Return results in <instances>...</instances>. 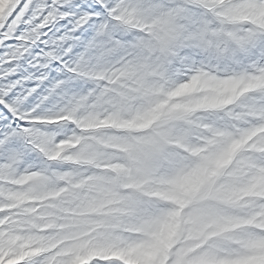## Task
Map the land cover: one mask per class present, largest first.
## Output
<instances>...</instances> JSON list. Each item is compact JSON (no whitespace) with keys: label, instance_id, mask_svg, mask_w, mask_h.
<instances>
[{"label":"rangeland","instance_id":"rangeland-1","mask_svg":"<svg viewBox=\"0 0 264 264\" xmlns=\"http://www.w3.org/2000/svg\"><path fill=\"white\" fill-rule=\"evenodd\" d=\"M54 1L0 17V264H146L168 173L225 143L208 239L239 247L200 260L264 264V0Z\"/></svg>","mask_w":264,"mask_h":264},{"label":"clouds","instance_id":"clouds-1","mask_svg":"<svg viewBox=\"0 0 264 264\" xmlns=\"http://www.w3.org/2000/svg\"><path fill=\"white\" fill-rule=\"evenodd\" d=\"M226 147L225 143L202 155L185 156L168 173L162 186L166 201L159 210L138 223L142 235L136 239L144 251L154 254L149 264H175L177 254L182 252L184 264H199L204 257L223 259L226 249L239 247L226 236L208 239L217 230L220 216L215 197L227 182L225 178L218 186L212 173L216 158ZM98 260L99 257H93L89 264H96Z\"/></svg>","mask_w":264,"mask_h":264},{"label":"bare ground","instance_id":"bare-ground-1","mask_svg":"<svg viewBox=\"0 0 264 264\" xmlns=\"http://www.w3.org/2000/svg\"><path fill=\"white\" fill-rule=\"evenodd\" d=\"M13 0H0V17H1V15L3 14V12L6 10V8L10 5V3L12 2ZM56 1V0H55ZM54 1V2H55ZM46 7H47V5H46ZM43 8V7H42ZM40 14V13H39ZM34 15V14H33ZM41 16V15H40ZM64 16V15H63ZM62 16V17H63ZM65 16H67V15H65ZM35 17H37V16H35ZM44 17V16H43ZM61 17V16H60ZM32 18V17H31ZM39 18V17H38ZM66 20L68 19V18H65ZM48 20V19H47ZM234 21V20H233ZM44 22V21H43ZM47 22V21H46ZM34 24H36V23H34ZM41 25V24H40ZM48 26V25H47ZM50 26V25H49ZM43 33V32H42ZM44 34V33H43ZM47 34V33H46ZM43 39V38H42ZM242 40H243V38H242ZM245 40V39H244ZM246 48V47H245ZM217 49V48H216ZM197 50V49H196ZM217 51H218V49H217ZM233 53V52H232ZM202 56H203V54H202ZM222 58V57H221ZM242 60V59H241ZM205 61V60H204ZM233 61V60H232ZM239 61V60H238ZM243 61V60H242ZM207 62V61H206ZM241 63V62H240ZM206 64V63H205ZM242 64V63H241ZM209 66V65H208ZM237 67V66H236ZM234 70H236V69H234ZM254 151V150H253ZM255 152H256V150H255ZM223 161H225V159H223ZM225 163V162H224ZM220 164V163H219ZM217 168V167H216ZM256 180H257V183H258V186L260 187V186H262V184L264 183V177L262 176H259V177H257L256 178ZM261 188V187H260ZM219 190H220V188H219ZM222 195V194H221ZM264 192L262 193V195H260L259 197H257V196H255L254 197V203H253V208L255 209V210H258L259 208H260V205H259V203L263 200L264 201ZM218 196V195H217ZM221 199V198H220ZM262 207V206H261ZM248 209V208H247ZM253 211V210H252ZM264 213V212H263ZM219 226H216L217 227V229H221L222 228V226L219 224V222L217 223ZM259 246H260V244H259ZM140 247V246H139ZM136 254H138V252L136 253ZM179 254V253H178ZM177 256H181V255H177ZM142 259L146 262V264H149V259H151L150 258V256H146V255H142ZM181 258L179 257L178 258V261H180L181 262V260H180ZM256 263H258L257 261H255ZM175 264H180V263H175ZM199 264H203L202 263V261L200 260L199 261Z\"/></svg>","mask_w":264,"mask_h":264},{"label":"snow or ice","instance_id":"snow-or-ice-1","mask_svg":"<svg viewBox=\"0 0 264 264\" xmlns=\"http://www.w3.org/2000/svg\"><path fill=\"white\" fill-rule=\"evenodd\" d=\"M98 8L100 7L99 5L97 6ZM10 99V98H9Z\"/></svg>","mask_w":264,"mask_h":264}]
</instances>
